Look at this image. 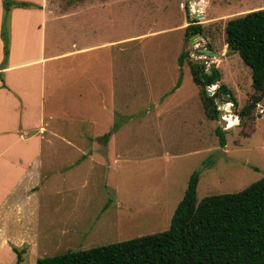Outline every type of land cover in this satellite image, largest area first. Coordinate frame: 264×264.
<instances>
[{
	"label": "rangeland",
	"instance_id": "374dc122",
	"mask_svg": "<svg viewBox=\"0 0 264 264\" xmlns=\"http://www.w3.org/2000/svg\"><path fill=\"white\" fill-rule=\"evenodd\" d=\"M49 1L67 8L66 0ZM196 2L158 0L151 14H128L127 27L122 22V32L132 41L126 93L113 104L120 117H113L115 108L108 105L109 115L95 127L96 136L115 130L116 138L74 143L83 152L74 160L44 151L41 184L26 203L17 200L24 217L15 218L12 210L0 215V241L7 239L8 246L22 251L20 264L166 231L194 173L197 200L238 192L264 177V97L252 119L240 123L237 114L254 95L251 72L225 44L226 22L263 9L264 0H203L194 10ZM192 22L203 27L202 33L185 42L184 29ZM184 48L191 60H204L206 69L219 71L220 84L236 104L222 99L216 104L221 118L237 119L234 127L205 117L187 64L178 66ZM201 49L217 55L205 57ZM217 87H209L208 95ZM48 134L54 137L52 129ZM64 146L65 151L73 148ZM15 262V253L0 247V264Z\"/></svg>",
	"mask_w": 264,
	"mask_h": 264
},
{
	"label": "crops",
	"instance_id": "0c3cea01",
	"mask_svg": "<svg viewBox=\"0 0 264 264\" xmlns=\"http://www.w3.org/2000/svg\"><path fill=\"white\" fill-rule=\"evenodd\" d=\"M14 1L31 6L10 10L8 58L0 68V215L12 210L15 218H22L17 200L26 203L41 184L44 151L74 160L83 154L74 143L100 141L107 133L108 142L116 138L115 130L96 136L95 127L109 115L106 106L115 108L116 96L121 100L126 93L127 46L132 40L121 24L128 26V14H151L159 3L66 0L65 9L49 0ZM2 17L0 0V66ZM118 112L115 108L113 117ZM64 143L73 146L71 151L63 150ZM70 154L75 157L70 159ZM6 240L0 247L9 253Z\"/></svg>",
	"mask_w": 264,
	"mask_h": 264
},
{
	"label": "trees",
	"instance_id": "16d2710c",
	"mask_svg": "<svg viewBox=\"0 0 264 264\" xmlns=\"http://www.w3.org/2000/svg\"><path fill=\"white\" fill-rule=\"evenodd\" d=\"M2 4L1 69L6 65L9 52L10 10L31 6L14 0H2ZM199 4L201 1L192 8ZM202 29L196 22L188 25L184 29L185 42L201 34ZM225 44L251 72L254 95L251 103L237 114L240 123H244L246 118L252 119L251 112L264 97V8L228 20ZM185 63L208 120H217L216 102L225 96L236 104L227 87L220 84V73L214 66L207 73L205 66L191 60L184 48L178 64L182 67ZM217 84L216 92L209 96L207 89ZM222 119L233 122V126L227 128L237 123L232 117ZM217 135L220 146L224 147L223 130L218 129ZM105 137L108 140L109 135ZM198 180L197 173L190 176L166 231L86 250L68 251L42 258L36 264H264V177L238 192L207 195L200 200L196 197ZM11 250L16 255L15 264H20L22 251L15 246Z\"/></svg>",
	"mask_w": 264,
	"mask_h": 264
},
{
	"label": "water",
	"instance_id": "95a60500",
	"mask_svg": "<svg viewBox=\"0 0 264 264\" xmlns=\"http://www.w3.org/2000/svg\"><path fill=\"white\" fill-rule=\"evenodd\" d=\"M199 35L200 34H197V36H199ZM198 51L200 53L204 54L205 57L208 56V55H211V56H216L217 55V54L212 53L210 50H206V49H201V50H198ZM198 63L205 64L206 62L204 60H201V61H198ZM206 72L209 73V69H207ZM223 100L230 101L229 97H227V96H225L221 101H223ZM217 120L221 124V126H223L225 124L224 120L221 118V112L218 113Z\"/></svg>",
	"mask_w": 264,
	"mask_h": 264
},
{
	"label": "bare ground",
	"instance_id": "6f19581e",
	"mask_svg": "<svg viewBox=\"0 0 264 264\" xmlns=\"http://www.w3.org/2000/svg\"><path fill=\"white\" fill-rule=\"evenodd\" d=\"M200 1H203V0H199V2H200ZM193 4H198V3H197V2H196V3H192V5H193ZM224 122H225L226 124H228L229 126H232V125H233V122H231V121H229V120H226V119H225ZM224 125H225V124H224Z\"/></svg>",
	"mask_w": 264,
	"mask_h": 264
},
{
	"label": "built area",
	"instance_id": "2783aa9c",
	"mask_svg": "<svg viewBox=\"0 0 264 264\" xmlns=\"http://www.w3.org/2000/svg\"><path fill=\"white\" fill-rule=\"evenodd\" d=\"M205 65L208 67V64H207V62L205 63ZM207 70V69H206Z\"/></svg>",
	"mask_w": 264,
	"mask_h": 264
}]
</instances>
